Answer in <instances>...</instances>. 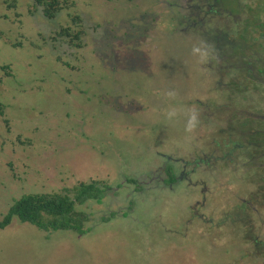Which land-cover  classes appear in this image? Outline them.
<instances>
[{
    "label": "rangeland",
    "instance_id": "1",
    "mask_svg": "<svg viewBox=\"0 0 264 264\" xmlns=\"http://www.w3.org/2000/svg\"><path fill=\"white\" fill-rule=\"evenodd\" d=\"M67 1L73 9L49 20L34 8V0H0V104L6 107L0 116V220L24 195L61 193L92 180L116 188L165 161L188 163L196 153L190 146L196 145L195 133L199 135L201 127L187 102L190 96L206 97V56L201 51L216 48V32L173 31L184 15L181 11L187 13L189 4L198 1ZM223 4L221 16L231 21L241 45L242 35L255 39L254 26L264 25V0ZM70 14L83 20L80 50L51 40L70 25ZM221 27L227 29L225 22ZM18 43L21 47H14ZM245 47L238 51L241 56L258 58V48ZM6 65L12 77L2 71ZM190 124L195 130L186 132ZM212 139L217 149L205 145V161L193 167H207L205 180L210 174L219 178L223 203L230 191L238 190L236 179L246 183L250 176L240 173V166L233 172V166L224 164L225 156L226 161L234 160L232 145L224 148L216 142L220 139ZM183 186V192L135 195L138 207L127 218L121 213L126 212L132 189L111 192L102 204L88 202L79 208L93 219L84 236L72 231L48 234L14 219L0 230V264H231L234 260L220 249L236 241L234 235L212 244L208 230L213 219L188 220L202 213L188 206L192 190L201 193V185L191 186L189 195L187 184ZM254 205L260 212H249L250 218L261 223L264 209ZM112 211L121 216L101 223ZM257 261L264 264V257Z\"/></svg>",
    "mask_w": 264,
    "mask_h": 264
},
{
    "label": "trees",
    "instance_id": "2",
    "mask_svg": "<svg viewBox=\"0 0 264 264\" xmlns=\"http://www.w3.org/2000/svg\"><path fill=\"white\" fill-rule=\"evenodd\" d=\"M197 4L199 3L197 2ZM218 5L221 6L220 9L222 7L225 8L223 0H219ZM73 7L74 4L67 0H34V8L41 9L43 16L49 20L54 19L60 12L69 11ZM229 13L231 15L233 13L232 17L234 16V12L229 11ZM69 18L70 25L60 28L55 33V36L51 37V40L54 42L64 41L72 49L80 50L84 48L83 37L85 31L83 29V20L77 14H70ZM192 18L193 22L197 21L195 17ZM223 19L215 17L212 23H207L209 24L207 27L205 23H200L201 27L199 23L196 24V27L189 26V24L183 22L185 20L184 16L181 17V21L177 19L178 26L173 31L177 35L190 29L193 30H190L192 33L197 32L196 34L200 35H203L206 30H211L216 33H222V35L216 34L217 36L213 33L215 36V40L212 41L213 44L217 45L220 41L222 43L228 42V46L225 44L221 49L220 61H216L212 66L206 65L202 67L209 86L206 90V97H202V99L199 96H190L187 104L195 111V122H199V127H201L200 134L197 135L196 131L195 138L201 137L203 143L208 145L210 150H213V148L217 149L212 139L213 137L220 139L221 142L217 140L216 142L220 143L224 148H229L231 145L234 148L238 147L239 153L243 157L237 163V167L240 166L244 170L241 172L242 174H249L250 176H247L246 183L243 182L242 177L240 179L242 191L244 192L242 196L248 197L249 200H254V197L264 200V65L262 64L264 62V25L258 26L260 33L253 40L247 39L242 35L241 40L245 41V44L242 43L241 45L239 42L240 37H235L234 32L231 30V21ZM235 20H237L236 17ZM222 22H225L226 30L221 27ZM237 33L240 34L239 29ZM2 37L3 32L0 30V40ZM245 46L249 47L248 50L252 49L253 51L254 46L258 48L254 53L258 58L249 61L247 57L241 56L238 51L244 50ZM14 47H21V44L18 43ZM216 52L214 49L210 50V52L208 51L209 54L206 56V61L213 59L215 62L216 56L214 54ZM66 66L69 67L68 64ZM1 69L6 77H12L11 66H2ZM222 91L226 92V94L223 95ZM240 92H242V95H240ZM5 109L6 107L0 104L1 117L5 115ZM217 129L223 131L221 132ZM203 130H206L204 131L205 135L202 134ZM236 139L241 140L242 143L237 144ZM230 140H234L235 143ZM246 141H249L250 145ZM223 161L224 164L226 163L232 168L233 162L226 161V156ZM171 169L170 167L168 168L169 171ZM170 175L172 176L173 174ZM208 179L207 186L209 187V183L211 185V201L202 211L204 213L202 220L213 219L208 230V234L213 235L212 244L214 239L221 243L223 238L226 237L224 235H234L233 238L236 241L232 240L227 245L224 243V246L220 249L221 253L229 256L230 252L234 250L233 246L236 248L240 244L245 246L249 243L248 231L251 228H253L254 238L257 239V231H260L261 228L263 229L262 223L257 222L258 220L253 218L252 226L248 227L246 222H237L231 214L225 215L226 210L222 212L221 207L218 205L219 197L223 196L218 189L217 179L219 178L214 174H210ZM174 180L175 178L172 176L171 181ZM229 180L231 179L226 178L225 182ZM128 181L132 184L136 183L134 179H129ZM243 184H247L246 188H244ZM121 188V185L117 186V189ZM113 189L106 181L92 180L89 183H79L61 193L24 195L14 201L7 214L0 220V230L6 229L12 224L14 219H17L21 223L32 225L48 234L59 231H72L78 236H84L91 231L89 224L93 219L90 213L79 208L90 201L102 204L107 195L114 191ZM227 195L231 194L228 193ZM239 203H241L240 200ZM137 207V201L134 194L131 193L129 206L126 212L121 213L122 217H130L135 213ZM221 212L223 213L222 215ZM239 212L241 213V210ZM240 213L236 217L238 220L242 219ZM117 214V212H113L110 216L102 217L101 223L110 222L117 217ZM206 223H208V220ZM194 234L199 237L196 232ZM261 234H264V232ZM219 236H221L220 239ZM201 239L204 238L201 237ZM206 239L210 238L207 237ZM241 261L243 260H239L237 264ZM231 264L233 263L231 262ZM254 264H261V262Z\"/></svg>",
    "mask_w": 264,
    "mask_h": 264
},
{
    "label": "flooded vegetation",
    "instance_id": "3",
    "mask_svg": "<svg viewBox=\"0 0 264 264\" xmlns=\"http://www.w3.org/2000/svg\"><path fill=\"white\" fill-rule=\"evenodd\" d=\"M186 3H190L192 0H183ZM199 4L195 3V4H189L188 7V13H185L184 10L181 11V13H184V18L185 20H183V22L186 24H189V26H194L196 27V24L199 23L200 27L201 24H207V23H212L216 18L218 19H223V17L221 16L222 12L220 11L221 6L218 5V1L219 0H197ZM173 2L171 4V6H174ZM190 9V10H189ZM195 17L197 19V21L193 22V18ZM201 23V24H200ZM263 24H256L254 27L256 28L257 32L256 35H259L260 33V29L258 26H261ZM216 31H218L216 29ZM206 32V31H204ZM217 35H222V33L217 32ZM216 35V36H217ZM224 43L227 44L228 46V42H223L220 41L219 43H217L216 48L214 47H205L202 50V54L204 56H208V51L210 52V50H216L217 52L214 54L217 57H219L220 61V56H221V49L224 47ZM235 43V42H234ZM204 51V52H203ZM216 58H215V62L213 61V59H208V61H206V59H203L202 62V66H212L214 65V63H216ZM252 59H249V61ZM217 61V62H218ZM264 65V62L262 63ZM203 135H205V133H202ZM201 137H196L194 140L196 141V145L198 144V146L196 147V145H192L190 147H192V151L191 153L194 151L196 152L194 155L191 156V160L188 163H184L182 161H165L163 164L155 167L148 175H144V176H135L134 178H127L125 180V182H128L126 184L122 183L120 184L122 186L121 189L126 188V189H132L131 193L135 195L139 194L141 197L142 196H147L146 194L149 193L151 190H155L156 192H162L161 194L164 195V190H168L172 189L173 191L175 190H180V191H184V186L183 184L186 183L187 187L186 190L188 192V195L191 192L190 187H194L196 188V186H198L199 184L201 185V193L193 191L192 190V197L189 199L191 201V203L188 204L189 208H191V210L193 212H198L201 213V211H203V209L206 207V205L210 204V194L211 190H210V183H209V187L205 186L202 187V183H204V181L208 183V180H205V175L207 173H205L207 167L205 169H202L200 171H196L193 167V164H197L199 162H203L205 161V157L203 158L202 154L203 153V147L205 146V144L203 143V140H201ZM198 142V143H197ZM248 145H250L249 141H246ZM249 142V143H248ZM200 143V144H199ZM235 143V141H234ZM236 143H242L241 140H237L236 139ZM238 146V145H237ZM181 150V149H180ZM235 155H234V160L233 162V172L236 170L237 168V163L239 161H241V157H243L239 152V148L236 147L235 148ZM184 154H186L187 152H183ZM195 161V162H194ZM236 165V167H235ZM172 168L174 170H168V168ZM199 172V173H198ZM241 173V172H240ZM174 176L175 180L171 181V175ZM238 174V173H237ZM200 176L201 179H198L196 181H193V177H197ZM129 179H134L136 180V183H129ZM202 182V183H201ZM241 180L240 179H236V186L238 190L235 191H230L229 194L227 196V201L228 202H218L219 207H221V211H225L224 213L225 215H229L231 214V216L235 217V220L241 221V222H246L248 227L252 226L253 224V218H250V214L249 212H253V216L255 211L258 212L259 214V210L256 209L254 206V204L259 205V209H264V200H261L259 198L254 197V202L252 204L249 203V199L248 197H243L242 195H244V192L242 191V184H241ZM121 189H117L114 188V191H111L112 193H115L116 190H121ZM188 189L190 190V192L188 191ZM194 192L197 195H194ZM199 193V194H198ZM202 194V196H200ZM242 196V197H241ZM222 197V196H221ZM220 199V197H219ZM239 200L241 201V203H239ZM129 206V204H128ZM128 206L126 207V209L128 208ZM239 210H241V213L239 212ZM114 211L110 212L109 216L111 215V213H113ZM221 212V215L223 214ZM242 215V219L238 220L236 219V217H238L239 213ZM117 217L121 216V214L119 213V211H117ZM199 215V217H198ZM203 215L204 214H196V215H191V218H189L188 220H193V219H203ZM123 216V215H122ZM198 217V218H197ZM262 223V227L260 231H257V239L254 238V232H253V228L250 229L249 235H248V240L249 243L244 245H238V247L232 250L230 252V256L232 258V260H234V262L232 261L233 264L237 263L239 260H243L241 261L239 264H254V263H258L260 260V258L262 256H264V234H261L262 232H264V221H261ZM252 239V240H251ZM238 249L240 250L237 251ZM254 258V259H253ZM236 259V260H235ZM253 259V260H251ZM248 260V261H247ZM251 260V262H250Z\"/></svg>",
    "mask_w": 264,
    "mask_h": 264
},
{
    "label": "clouds",
    "instance_id": "4",
    "mask_svg": "<svg viewBox=\"0 0 264 264\" xmlns=\"http://www.w3.org/2000/svg\"><path fill=\"white\" fill-rule=\"evenodd\" d=\"M216 60L218 61L219 60V57L216 58ZM195 130V126L194 125H189V127H187L185 129L186 132H193Z\"/></svg>",
    "mask_w": 264,
    "mask_h": 264
}]
</instances>
